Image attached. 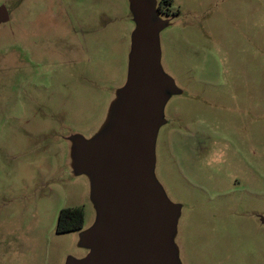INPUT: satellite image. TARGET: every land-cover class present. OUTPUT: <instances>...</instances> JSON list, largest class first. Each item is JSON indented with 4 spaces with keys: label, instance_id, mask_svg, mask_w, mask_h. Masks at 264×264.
<instances>
[{
    "label": "rangeland",
    "instance_id": "1",
    "mask_svg": "<svg viewBox=\"0 0 264 264\" xmlns=\"http://www.w3.org/2000/svg\"><path fill=\"white\" fill-rule=\"evenodd\" d=\"M136 1L174 85L152 176L179 208L175 260L264 264V0ZM136 28L130 0H0V264L86 257L97 209L74 140L113 126ZM75 207L82 229L58 233Z\"/></svg>",
    "mask_w": 264,
    "mask_h": 264
},
{
    "label": "water",
    "instance_id": "2",
    "mask_svg": "<svg viewBox=\"0 0 264 264\" xmlns=\"http://www.w3.org/2000/svg\"><path fill=\"white\" fill-rule=\"evenodd\" d=\"M130 2L137 28L113 126L95 139L74 140L78 169L92 176L97 221L82 234L86 257L67 264H178L171 238L179 208L152 176L162 109L174 85L159 69L160 24L149 21L144 4Z\"/></svg>",
    "mask_w": 264,
    "mask_h": 264
},
{
    "label": "trees",
    "instance_id": "3",
    "mask_svg": "<svg viewBox=\"0 0 264 264\" xmlns=\"http://www.w3.org/2000/svg\"><path fill=\"white\" fill-rule=\"evenodd\" d=\"M159 12L168 15L172 0H161L159 2ZM83 227V210L81 207L71 209H62L59 213L56 231L58 233H66L81 230Z\"/></svg>",
    "mask_w": 264,
    "mask_h": 264
},
{
    "label": "flooded vegetation",
    "instance_id": "4",
    "mask_svg": "<svg viewBox=\"0 0 264 264\" xmlns=\"http://www.w3.org/2000/svg\"><path fill=\"white\" fill-rule=\"evenodd\" d=\"M158 12H159V5H158ZM160 13V12H159ZM161 14V13H160ZM245 163H246V158H245ZM247 164V163H246Z\"/></svg>",
    "mask_w": 264,
    "mask_h": 264
}]
</instances>
